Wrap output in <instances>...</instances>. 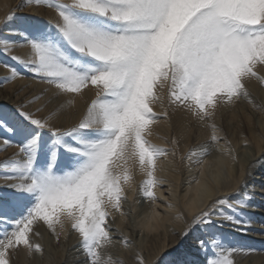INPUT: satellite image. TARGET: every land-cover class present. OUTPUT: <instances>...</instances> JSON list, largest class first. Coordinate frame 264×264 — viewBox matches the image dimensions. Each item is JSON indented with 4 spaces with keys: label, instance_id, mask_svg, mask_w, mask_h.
<instances>
[{
    "label": "snow or ice",
    "instance_id": "1",
    "mask_svg": "<svg viewBox=\"0 0 264 264\" xmlns=\"http://www.w3.org/2000/svg\"><path fill=\"white\" fill-rule=\"evenodd\" d=\"M33 6V14L0 21L7 57L0 89L30 81L15 94L35 97L0 106L3 150L18 149L0 165L7 170L0 174V264H13L21 249L42 256L32 240L41 228L57 244L78 235L83 264H104L105 249L116 243L114 214L129 215L126 190L137 191V174L146 177L139 195L152 206L148 230L166 222L157 211V192L170 183L158 175L165 162L198 176L189 181L195 197L187 213L176 217L183 226L172 230L178 258L159 264H234L233 253L244 249L230 237L246 231L254 206L264 214V161L236 168L217 121L241 105L264 114L248 86L264 88V0H24L18 11ZM46 11L54 18L45 19ZM33 84L46 87L30 92ZM77 98L86 106L69 125L62 117ZM173 120L170 148L153 143L154 127ZM194 129L208 130L207 140L190 142ZM214 151L229 159L211 160ZM123 243L132 247L127 236Z\"/></svg>",
    "mask_w": 264,
    "mask_h": 264
},
{
    "label": "bare ground",
    "instance_id": "2",
    "mask_svg": "<svg viewBox=\"0 0 264 264\" xmlns=\"http://www.w3.org/2000/svg\"><path fill=\"white\" fill-rule=\"evenodd\" d=\"M16 3L17 2L15 1L12 2V5ZM4 5H6V0H0V21H2L4 19V16L6 15V11L3 10ZM30 9H32L33 12L36 11L35 8ZM16 54L22 56L27 55V50H18ZM2 68L0 67V76L7 75L6 71L3 70L4 68ZM24 83L27 82H16L0 89V103H9L13 106H17V104L21 101L26 102L25 97H27L28 99L34 97L32 95H29V92L22 93L19 96L15 94L16 90L20 88ZM40 86L42 85L37 86L33 84L32 88L29 91L38 92L40 90ZM254 90L256 91V93L264 97V91H260L256 86ZM253 96L256 97L255 95ZM81 103V101H77L75 107L70 112H68V115H71L66 119V122L68 124H72L78 120L80 112L78 114L77 112L82 108ZM34 107H36V105ZM231 113L232 112L225 113L223 126L226 125L225 127H227L229 139L232 140L236 147V156L238 157V163L235 165V167L239 168L243 166L244 168H247L254 162L264 161V122H262L261 120L255 121L257 115L264 116V114L256 111L251 106H246L245 115L247 117H245L243 120L244 122L246 120L245 123L247 124L245 126L247 130H240L238 129V127H235L236 125L232 123L231 118L229 119L228 116H231ZM257 125H259V127ZM176 129L177 128L175 126L174 120L171 125L166 122H161V124L154 127L153 135L152 137H150V139L155 143L158 142L156 143L157 145L162 144L161 142L159 143L160 138L158 134H161L162 131L166 130L167 132H169V134H172L173 138L176 136ZM198 130V137H196L195 140H197V142L199 141V143H203L207 140L209 131H203L202 129ZM245 132L250 135L248 136L251 138L254 144L253 147L249 145L248 140L244 135ZM245 143H247V147H245ZM3 149L4 147L0 146V165L8 160V156H11L10 158H12V155H14L13 148L7 150ZM11 152H13V154ZM217 155L218 152L214 151L210 159L215 161ZM167 167L169 166H166L165 164L164 172L158 173V175H161L170 172L169 179H171L172 177V181H169L172 185H170L171 187H168V192H166L170 194L171 189V194L166 197L168 198L167 202L169 201L168 203L173 204V209L169 210L165 208L166 210L164 214H166V222L160 224L154 223L153 226L157 228V231L154 232L148 230V225L151 218L149 216L148 219L145 218L146 220L142 222L140 227L133 222H128L129 224L127 225V231L125 232L117 231L118 229L115 230V228L112 229L114 233L113 239L116 241V243L108 246L105 249V254L103 257L104 264H113V262L115 261H120L122 262V264H136V253H139L138 251H136L137 249L140 252L144 253L145 255L143 256L146 257V259L151 260L152 264H159V261L165 256H168L169 259L178 258V254L175 251L177 243L172 237V230L175 229L176 231H179L183 226L182 222L178 221L176 217L180 212L187 211L188 203H190V201L195 197V190H193V192L189 194V191L184 187L193 177H197L198 174H195L194 171H187L186 167L180 163H177L174 166L175 171H173L171 167H169L171 170L169 171V168ZM1 168L2 167H0V169ZM163 177H167V175H164ZM145 178L146 177L143 174H137L135 177V186L139 185L137 184L138 181H141ZM255 179L259 181L260 176L257 175ZM249 183L252 186V182L249 181ZM167 185L169 186V184H165V186ZM162 193L164 194L163 191ZM141 207V213L146 214L150 211L152 206L148 202L146 205H143ZM251 213L252 214L250 215L248 224L245 226L246 231L240 232L238 235L230 237V239L238 242L244 249L242 251L233 253L232 258L234 264H264V214H262L259 208L255 206L251 210ZM114 215L116 217V214ZM117 215L119 214L117 213ZM123 218L124 217H122V219ZM122 219L120 218L119 222L117 220V222L114 223H121ZM123 226L124 225H122V227ZM113 227L114 226H112V228ZM115 227L117 228V226ZM125 236H127L129 241H131L132 247L129 248L124 245L123 238ZM32 240L33 243H38L44 248L43 255L41 256L39 253H33L32 255H30V260L31 258L34 259L28 261V259H26V255L29 256V254L26 252V250L21 249L22 258L20 264H83L84 256L80 249L79 239L77 238V235L72 234L71 232L69 233L67 239H65V237L62 235L61 242L57 244L55 238L49 234V231H47L46 228H41L40 234L38 236H34ZM169 240H172L171 246H168L167 248L156 252V250L158 249V245H162V243H168ZM169 253H171L172 255L169 256Z\"/></svg>",
    "mask_w": 264,
    "mask_h": 264
},
{
    "label": "rangeland",
    "instance_id": "3",
    "mask_svg": "<svg viewBox=\"0 0 264 264\" xmlns=\"http://www.w3.org/2000/svg\"><path fill=\"white\" fill-rule=\"evenodd\" d=\"M17 2L16 4H14V5H12V2ZM24 3V0H6V5H4V8H3V10H5L6 11V15L4 16V19L2 20V21H4V20H6V18L9 16V15H11V14H15V15H30V14H33L34 12L32 11V9H28L27 11H25V12H23V13H21V12H19L18 11V9L20 8V6L22 5ZM17 5V6H16ZM32 8H35V6H33ZM6 17V18H5ZM54 18V13H51V12H45V19H47V18ZM4 61H7V57H5V56H2V55H0V62H4ZM8 62H10V61H8ZM2 68V67H1ZM3 69V68H2ZM4 70V69H3ZM3 76H0V78H2ZM27 83H31L30 81H26ZM34 85H36V84H34ZM38 86V85H37ZM249 90L252 92V94L253 95H255L256 97V99H257V101H264V97L262 96V95H259L258 93H256V91L254 90V88H255V86L257 87V88H259V90L260 91H264V88H262L260 85H259V83L258 82H256V81H252V82H250L249 83ZM46 86L45 85H42V86H40V88L39 89H43V88H45ZM35 97H32V98H30L29 100H31V99H34ZM91 98H93V92L92 91H87L86 90V94H85V100H90ZM45 100H47V97H45ZM77 101H81L79 98H77ZM76 101V102H77ZM26 102H27V100H26ZM45 102V101H44ZM43 101H41L40 103L41 104H43L44 103ZM82 103H81V105H82V108H81V110L80 111H78L77 112V114L80 112V116L83 114V112H84V109H85V103L83 102V101H81ZM0 106H4V108H5V110H8V109H12V108H15L16 106H13V105H11V104H9V103H0ZM37 106V105H36ZM39 106V105H38ZM52 107H55V105H52ZM247 107H250V106H247ZM35 109V107H33V110ZM156 110L159 112L160 111V109H159V107L157 106V108H156ZM245 111H246V106L245 105H241L240 106V108L238 109V111H236L235 113H231V116H228L229 117V119L231 118V121H232V123L233 124H235L236 126L235 127H238V129H240V130H247V128H246V124L247 123H245L246 122V120H245V122H244V118L245 117H247L246 115H245ZM69 116H71L70 114L68 115V113H66L62 118H64V120H66ZM79 116V117H80ZM224 116H225V114H224ZM224 116H223V119L222 120H218L217 121V123L220 125V127L221 128H223V129H226L227 130V127H225V126H223V121H224ZM79 119V118H78ZM256 120H261L262 122H264V116L262 115H257L256 116V118H255V121ZM248 121V120H247ZM75 122H77V121H75ZM74 122V123H75ZM73 124V123H72ZM70 125V124H69ZM258 127H259V125H257ZM203 131H208V130H204V129H202ZM197 131H199L198 129H194V130H192L191 131V133L189 134L190 135V142L191 141H195V143H197V144H199V141L197 142V140H195L196 139V137H198L197 136ZM177 134H178V129H176V136H177ZM224 134V133H223ZM227 135H228V138H229V134H228V132L226 133ZM159 135V138H160V141H159V143L161 142L162 144H158L159 146H162V147H166V148H170V145L167 143V141H169L171 138H172V134H169V132H167L166 130H164V131H162L161 132V134H158ZM244 135L246 136V139L248 140V143H249V145L251 146V147H253L254 146V144H253V142H252V140H251V138L249 137L250 135L249 134H247L246 132L244 133ZM249 135V136H248ZM232 141V140H231ZM152 142H153V140H152ZM153 143H155V142H153ZM156 143H158V142H156ZM155 143V144H156ZM223 143V142H222ZM0 146H3L4 147V145H2V142H0ZM232 147L235 149V151L232 153V155H236L237 153H236V147H235V145H234V143L232 142ZM9 149H11V148H9ZM18 151V149H15V148H13V152L14 153H16ZM13 152H11L12 154H13ZM11 156H8V160H9V158H10ZM12 157H13V155H12ZM168 159H172L171 157L170 158H168ZM227 160V159H229V157L225 154V155H221V153H218V155H217V157H216V160ZM215 160V161H216ZM165 164H166V166H168L167 165V162H165ZM167 168H169V167H167ZM1 170V172H0V174H6L7 173V170L6 169H3V168H1L0 169ZM168 171V170H167ZM169 171H171L170 170V168H169ZM168 171V172H169ZM170 173V172H169ZM169 173H166V174H161V176L163 175H167V177H165V178H167V180L168 181H172V177H171V179H169L170 178V175H169ZM194 173L195 174H198V172H196V171H194ZM215 174V172H214V170L213 169H209L208 171H207V173H206V177L207 178H211V176H213ZM143 180V179H142ZM141 180V181H142ZM192 180V179H191ZM141 181H138L137 182V184H139ZM3 182V183H2ZM6 183V181L4 182V180L3 179H0V186L1 185H4ZM173 183V182H172ZM170 185H172L171 184V182L169 183V186L167 185V186H165V185H163V187L157 192L158 194V196H161V193L160 192H164V194H163V196L161 197V207L160 208H158L157 209V211H160V212H162V213H164L165 212V208L163 207V202H164V199L165 198H167L170 194H168V193H166V192H168V187H171ZM138 186L139 185H136V187H137V191L134 193V192H131V191H128V190H126V192H128L127 193V195L129 194V196H128V201H127V203L124 205V209L129 213V215H127V216H125L123 219H122V217H120V215H117V213H115L116 214V217H115V221H113L112 222V226H114L112 229H114L115 228V230H117V231H122V232H125V231H127V225L129 224V223H131V222H133L134 224H137V225H139V227H140V225L142 224V222L144 221V220H146L145 218H147L148 219V216L149 217H151V209H150V211L148 212V213H146V214H142L141 212V210H142V207L141 206H143V205H146L148 202H146V201H144L143 200V198L142 197H140V195H139V191H138ZM249 186H251V184L249 183ZM185 189H187L188 191H189V194H191L192 192H193V188H194V186L193 185H191L189 182L185 185V187H184ZM166 189H167V191H166ZM131 192V193H130ZM164 195H165V197H164ZM167 196V197H166ZM164 198V199H163ZM163 200V201H162ZM144 202V203H143ZM169 202V201H168ZM185 211V210H184ZM185 213H187V211H185ZM115 216V215H114ZM118 216H119V219H118ZM120 218L122 219V222L121 223H114V222H117V220H118V222H119V220H120ZM125 218H127L128 219V221H127V219H125ZM129 222V223H128ZM123 223H125V224H123ZM124 225L123 227H122V225ZM115 226H117V228L115 227ZM120 229V230H119ZM126 229V230H125ZM47 230V229H46ZM48 231V230H47ZM113 231V230H112ZM49 234L52 236V234L49 232ZM73 234V233H72ZM76 235V234H75ZM77 238H78V235H77ZM79 239V238H78ZM176 243H177V245L176 246H178V242L176 241ZM168 247V243H162V245H158V249L156 250V252L157 251H161V250H163L164 248H167ZM43 248V247H42ZM168 250V249H167ZM43 251H44V248H43ZM136 251H138L140 254L142 253V252H140L138 249L136 250ZM142 255H145L144 253H142ZM14 257H15V259H14ZM14 257H13V264H20V262H21V258H22V252H21V250L18 252V253H16L15 255H14ZM26 259H28V261H31L32 259H34V258H31V260H30V255L29 256H27L26 255ZM146 261H147V264H152V262H151V260H149V259H146Z\"/></svg>",
    "mask_w": 264,
    "mask_h": 264
}]
</instances>
